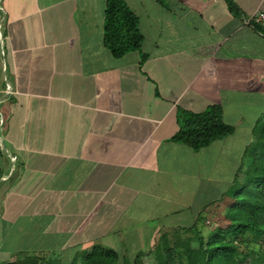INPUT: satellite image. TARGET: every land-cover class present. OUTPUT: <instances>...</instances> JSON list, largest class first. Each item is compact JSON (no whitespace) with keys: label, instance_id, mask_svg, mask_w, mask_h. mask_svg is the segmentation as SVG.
I'll list each match as a JSON object with an SVG mask.
<instances>
[{"label":"crops","instance_id":"crops-1","mask_svg":"<svg viewBox=\"0 0 264 264\" xmlns=\"http://www.w3.org/2000/svg\"><path fill=\"white\" fill-rule=\"evenodd\" d=\"M125 2L144 40L115 58L104 0H0V264H144L254 163L264 0ZM214 104L231 134L172 139Z\"/></svg>","mask_w":264,"mask_h":264},{"label":"trees","instance_id":"trees-1","mask_svg":"<svg viewBox=\"0 0 264 264\" xmlns=\"http://www.w3.org/2000/svg\"><path fill=\"white\" fill-rule=\"evenodd\" d=\"M104 1L103 41L111 55L120 58L131 51H140L144 37L137 15L125 0ZM230 7L235 9L233 5ZM253 25L258 30L264 28ZM232 131L233 127L222 120L221 107L214 104L205 111L187 113L172 139L199 150ZM257 133L262 145L260 153H256L254 163L246 169L244 179L232 182L224 193L235 199L236 204L235 209H224V215L227 218L236 210V218L223 227L209 228L205 225L206 218L199 214L194 225L183 229L172 243L164 235L163 244L155 248L156 264H264V125ZM243 243L250 246L253 256L239 250ZM107 256L113 259L116 254L108 251ZM110 261L103 258L99 264ZM133 264L143 263L136 259Z\"/></svg>","mask_w":264,"mask_h":264},{"label":"rangeland","instance_id":"rangeland-1","mask_svg":"<svg viewBox=\"0 0 264 264\" xmlns=\"http://www.w3.org/2000/svg\"><path fill=\"white\" fill-rule=\"evenodd\" d=\"M258 130H259V128H256V131H255L254 135H252V138L254 139V142L253 143L250 142L247 146L244 147L247 150V151L246 150L244 151V153H245V160L243 161L244 164L251 157H253V156L255 157L256 153H260L259 149H261L262 145H260L261 140H260L259 136L257 135L258 134L257 133ZM243 136H245V135L240 134V138L243 137ZM228 168L233 170L230 167H228ZM241 168L243 169V168H245V166L243 165ZM226 191H227V189L224 190V193ZM227 207H230L231 209H235L236 204H235V199H231L229 197H226V195H223V197H221L218 201H216L215 203L209 205V207L205 209V213L202 214L207 220L205 225L208 226L209 228L210 227L214 228L216 226L223 227L229 222V220H233L234 216L236 218V213H235L236 210L235 211L232 210L233 214L228 216L227 218L225 217L224 209L226 210ZM180 230L181 229L173 230V231L165 232L164 234H167V236L169 238V241L172 243L174 241L176 235L182 234V231H180ZM254 239H256V238H254ZM155 244L161 245L160 235L156 236ZM156 246L155 245H151V246L147 245V246H145L146 251H149L151 249L152 252H151V255H148V256H150V258L149 259L147 258V260H145L144 264H156L155 258H154ZM239 250L241 252H243V253L248 252V253L251 254V256L254 255L252 253L253 252L252 249L250 248V246L248 247L246 243L241 244L239 246ZM124 253H125V255H124L123 260L118 261L117 264H133L132 261H131V256L128 255V253H126V252H124ZM124 259H125V261H124Z\"/></svg>","mask_w":264,"mask_h":264},{"label":"built area","instance_id":"built-area-1","mask_svg":"<svg viewBox=\"0 0 264 264\" xmlns=\"http://www.w3.org/2000/svg\"><path fill=\"white\" fill-rule=\"evenodd\" d=\"M245 24H256L261 27H264V11L257 10L250 17L245 18Z\"/></svg>","mask_w":264,"mask_h":264}]
</instances>
